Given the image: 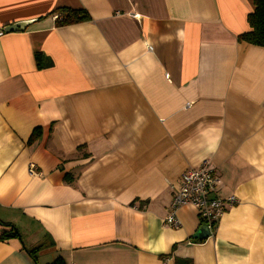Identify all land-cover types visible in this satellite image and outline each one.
Returning <instances> with one entry per match:
<instances>
[{
  "label": "crops",
  "instance_id": "obj_1",
  "mask_svg": "<svg viewBox=\"0 0 264 264\" xmlns=\"http://www.w3.org/2000/svg\"><path fill=\"white\" fill-rule=\"evenodd\" d=\"M60 8L90 20L57 27ZM254 9L0 0V27L32 21L0 37V222L20 234L0 242V264H33L22 246L43 244L37 264H264V48L237 41ZM203 161L235 204L194 240L192 207L178 228L163 220Z\"/></svg>",
  "mask_w": 264,
  "mask_h": 264
},
{
  "label": "built area",
  "instance_id": "obj_2",
  "mask_svg": "<svg viewBox=\"0 0 264 264\" xmlns=\"http://www.w3.org/2000/svg\"><path fill=\"white\" fill-rule=\"evenodd\" d=\"M4 34L0 27V37ZM28 173L31 176L38 175L34 164L28 165ZM221 186L220 176L207 161H203L197 168L186 170L181 176L178 187L174 188V194L163 220L164 225L169 228H178L180 225L177 218L178 210L190 206L195 210L201 226L208 229V237H212L222 213L235 204L234 197L220 196Z\"/></svg>",
  "mask_w": 264,
  "mask_h": 264
},
{
  "label": "trees",
  "instance_id": "obj_3",
  "mask_svg": "<svg viewBox=\"0 0 264 264\" xmlns=\"http://www.w3.org/2000/svg\"><path fill=\"white\" fill-rule=\"evenodd\" d=\"M255 6L254 11L247 16V22L249 30L237 36L238 42H244L253 46L264 48V0H252ZM59 13V17L56 19L55 25L57 27L69 26L78 23L88 22L90 20L86 11L81 9H68L60 8L55 11ZM40 54H35L36 62H39ZM39 67V65H38ZM41 135V129L36 128L33 130L30 138L27 141V145H32ZM20 240V234L15 226L9 223L0 222V242L9 240ZM45 247V245H39L34 248L22 249L30 258L33 264H37L36 258L38 253ZM174 248V247H173ZM51 264H65L61 258L55 259ZM174 264H192L190 259H174Z\"/></svg>",
  "mask_w": 264,
  "mask_h": 264
},
{
  "label": "water",
  "instance_id": "obj_4",
  "mask_svg": "<svg viewBox=\"0 0 264 264\" xmlns=\"http://www.w3.org/2000/svg\"><path fill=\"white\" fill-rule=\"evenodd\" d=\"M32 21H22L13 23L10 25H6L2 27V30L4 33H15V32H21L23 31L29 24H31ZM208 237V229L205 226H200L195 233L192 236V239L194 240H204Z\"/></svg>",
  "mask_w": 264,
  "mask_h": 264
}]
</instances>
